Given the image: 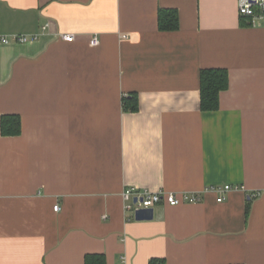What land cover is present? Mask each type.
Here are the masks:
<instances>
[{
	"label": "crops",
	"instance_id": "1",
	"mask_svg": "<svg viewBox=\"0 0 264 264\" xmlns=\"http://www.w3.org/2000/svg\"><path fill=\"white\" fill-rule=\"evenodd\" d=\"M0 35L29 37L0 47V264H264V20L238 0H0ZM207 68L229 72L217 110ZM130 187L188 199L137 220Z\"/></svg>",
	"mask_w": 264,
	"mask_h": 264
},
{
	"label": "trees",
	"instance_id": "2",
	"mask_svg": "<svg viewBox=\"0 0 264 264\" xmlns=\"http://www.w3.org/2000/svg\"><path fill=\"white\" fill-rule=\"evenodd\" d=\"M161 30H176L180 26L179 12L176 9L161 8L158 13ZM229 86V72L225 68H207L201 72V96L203 110H217L220 106V93ZM126 110L137 111L139 108L136 94L124 98ZM2 133L16 135L21 132V118L18 115L2 117ZM249 210V209H248ZM85 264H107L102 253H88Z\"/></svg>",
	"mask_w": 264,
	"mask_h": 264
},
{
	"label": "built area",
	"instance_id": "3",
	"mask_svg": "<svg viewBox=\"0 0 264 264\" xmlns=\"http://www.w3.org/2000/svg\"><path fill=\"white\" fill-rule=\"evenodd\" d=\"M239 13L243 18H248L253 21L264 20V0H238ZM62 38L66 41L72 42L76 39L74 33H64ZM29 39L28 36H14L10 38L8 36L0 35V47L4 43H9L11 40H16L20 42H25ZM90 44L92 46H97L100 44V38L98 36H93L90 39ZM213 191L219 193L218 201L222 202L225 199L224 194L230 192L234 189L230 184L224 186H213ZM123 197L126 203V209L137 211L140 208H154L156 205L160 204L163 201L168 202L172 205H177L188 199L186 196L179 197L175 193H168L161 191H152L149 189H139L136 187L127 188L123 192ZM192 200H199L198 196L191 198ZM55 210H60V205L57 204ZM121 264H125V257L122 258Z\"/></svg>",
	"mask_w": 264,
	"mask_h": 264
},
{
	"label": "water",
	"instance_id": "4",
	"mask_svg": "<svg viewBox=\"0 0 264 264\" xmlns=\"http://www.w3.org/2000/svg\"><path fill=\"white\" fill-rule=\"evenodd\" d=\"M154 208H140L136 211L137 220H151L154 218Z\"/></svg>",
	"mask_w": 264,
	"mask_h": 264
}]
</instances>
